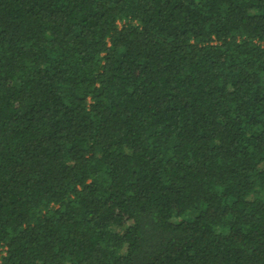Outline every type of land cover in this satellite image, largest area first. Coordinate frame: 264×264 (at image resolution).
I'll return each mask as SVG.
<instances>
[{
    "label": "trees",
    "instance_id": "16d2710c",
    "mask_svg": "<svg viewBox=\"0 0 264 264\" xmlns=\"http://www.w3.org/2000/svg\"><path fill=\"white\" fill-rule=\"evenodd\" d=\"M261 195L264 0H0V264H264Z\"/></svg>",
    "mask_w": 264,
    "mask_h": 264
},
{
    "label": "rangeland",
    "instance_id": "374dc122",
    "mask_svg": "<svg viewBox=\"0 0 264 264\" xmlns=\"http://www.w3.org/2000/svg\"><path fill=\"white\" fill-rule=\"evenodd\" d=\"M261 196L263 197L264 195H261ZM261 196H260V197H261ZM256 197H257V196H252L251 198L254 199V198H256Z\"/></svg>",
    "mask_w": 264,
    "mask_h": 264
}]
</instances>
